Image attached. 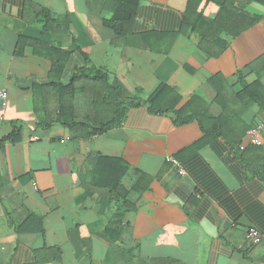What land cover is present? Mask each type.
<instances>
[{"label": "crops", "instance_id": "crops-1", "mask_svg": "<svg viewBox=\"0 0 264 264\" xmlns=\"http://www.w3.org/2000/svg\"><path fill=\"white\" fill-rule=\"evenodd\" d=\"M115 1L0 0V264H264V5H246L259 21L214 58L182 23L195 11L214 19L215 4L138 0L133 37L119 38L104 25ZM139 37L170 45L138 48ZM20 38L71 53L63 83L89 63L116 79L121 123L82 140L59 123L38 126L32 86L48 82L51 63L31 48L17 57ZM159 87L178 95L176 111L195 97L200 121L151 111ZM223 116L238 146L211 135ZM260 124L253 145L247 131ZM98 158L129 166L128 200L95 187ZM251 227L263 236L256 247Z\"/></svg>", "mask_w": 264, "mask_h": 264}, {"label": "trees", "instance_id": "trees-1", "mask_svg": "<svg viewBox=\"0 0 264 264\" xmlns=\"http://www.w3.org/2000/svg\"><path fill=\"white\" fill-rule=\"evenodd\" d=\"M240 1L193 0L195 4L192 5L215 4L218 7V14L214 19H206L197 11L188 12L183 20L182 29L191 28L199 35L201 52L209 57H218L228 45L224 40L240 35L259 21L258 17L249 16L244 11L249 4L264 5V0H245V4H241ZM115 2L117 7L113 16L104 25L119 38H131L138 0H116ZM40 14L48 16L45 11ZM41 19L46 21L45 18ZM143 38L137 39L140 42L138 48L143 46L152 51H163L164 44L143 42ZM25 48L33 49L36 57L51 63L48 82L32 86L38 126L44 128L53 123H59L69 129L72 140H82L102 135L121 123L125 117V105L122 102V88L116 79L102 70L93 68L89 63L77 68L68 83H63L62 78L71 57L70 52L53 48L48 43L38 40L20 38L15 55L21 57ZM237 99L243 100L242 94L237 96ZM178 101L179 97L174 91L159 87L149 98L148 104L150 110L155 113L167 114L174 111L177 122L181 124L200 121L201 114L193 111L195 97L182 106L180 111H176ZM214 126L215 132L211 133L214 138H222L231 146L240 144L242 137L240 132L225 123L224 116ZM205 143L202 140L194 144L185 150L183 155L196 152ZM176 161L180 165V161L177 159ZM95 167L93 180L95 187H102L108 194L116 193L118 190L123 191V201L128 200L130 194L124 192L120 182L128 174L129 166L119 159L98 158ZM101 170L104 172L102 177H100ZM177 173L179 174L178 167ZM261 179L264 180V176ZM126 205L127 202H123L119 209L125 208ZM108 229L110 230L109 227ZM110 236L114 238L111 234Z\"/></svg>", "mask_w": 264, "mask_h": 264}, {"label": "built area", "instance_id": "built-area-1", "mask_svg": "<svg viewBox=\"0 0 264 264\" xmlns=\"http://www.w3.org/2000/svg\"><path fill=\"white\" fill-rule=\"evenodd\" d=\"M0 98H2V99L6 98V93L4 91H0ZM262 129H263V125L260 124V125H257L255 127L250 128V130L247 132V137L250 140L251 144H253V145L258 144V137H259V134L262 131ZM34 141H35V139H34ZM242 149H243V147H241V150ZM170 162H171V160H170ZM172 162L178 166L177 162H175V161H172ZM178 169H179V174L184 175L183 170L180 167H178ZM245 239H246V244L249 247H255L261 243L263 236L259 233L258 230L251 227L246 231Z\"/></svg>", "mask_w": 264, "mask_h": 264}, {"label": "rangeland", "instance_id": "rangeland-1", "mask_svg": "<svg viewBox=\"0 0 264 264\" xmlns=\"http://www.w3.org/2000/svg\"><path fill=\"white\" fill-rule=\"evenodd\" d=\"M168 48H169V46H164V47H163V51H167ZM249 130H250V129H249ZM249 130H248V131H249ZM248 131H247V132H248Z\"/></svg>", "mask_w": 264, "mask_h": 264}]
</instances>
